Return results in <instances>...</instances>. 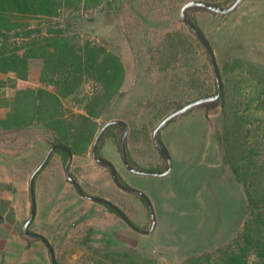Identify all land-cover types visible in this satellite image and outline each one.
<instances>
[{"label":"rangeland","instance_id":"rangeland-1","mask_svg":"<svg viewBox=\"0 0 264 264\" xmlns=\"http://www.w3.org/2000/svg\"><path fill=\"white\" fill-rule=\"evenodd\" d=\"M72 1L57 21L41 25L42 35L58 27L64 35L104 44L119 56L124 80L98 119V130L110 120L124 121L131 166L166 170L152 141L154 128L178 107L216 91L205 51L180 20L181 7L192 0H102L99 6L94 0ZM202 1L223 7L234 2ZM189 15L216 56L223 105L198 107L162 129L160 137L172 159V171L165 177L130 173L119 155V137L115 142L101 141V156L114 165L123 182L150 199L156 226L148 235L79 195L66 179L62 158L55 154L35 179L39 209L30 230L49 238L59 264H95L105 261L107 250L127 253V249L159 264H181L192 255L224 249L238 237L249 212L243 179L264 200V0H245L228 15L198 8ZM35 28L32 23L31 29ZM9 95L7 88H0V120L9 112ZM73 111L80 110L75 106ZM51 142V134L42 127L21 132L0 129V198L10 197L16 207H22L24 200L31 204L29 179ZM224 146L229 147L232 166L247 176L236 177ZM91 147L73 156L70 173L86 194L112 202L138 228L148 230L146 205L114 184L109 170L92 159ZM29 214L30 208L14 219L15 226L0 227V235L10 239L23 259L49 264L46 246L20 233Z\"/></svg>","mask_w":264,"mask_h":264},{"label":"trees","instance_id":"trees-1","mask_svg":"<svg viewBox=\"0 0 264 264\" xmlns=\"http://www.w3.org/2000/svg\"><path fill=\"white\" fill-rule=\"evenodd\" d=\"M94 1L95 5L103 4L102 0ZM72 3V0H0V75L5 77L0 78V88H7L10 92L9 112L0 120V129L21 132L31 127H42L52 136L51 146L63 145L75 156L85 154L88 146H92L99 131L97 121L118 95L125 69L119 56L104 44L83 40L77 34L64 35V30L58 27L49 28L47 35H42L41 25L57 21L62 9ZM189 17L198 26L195 19ZM32 23H36L35 29H31ZM185 44L183 42L184 47ZM200 48L204 50L202 46ZM213 86L216 89L215 81ZM223 101L224 94L220 100L203 106L215 107L223 105ZM66 103L72 106L66 107ZM75 106L80 110L77 113L73 111ZM117 129L122 134L121 126L112 125L101 141L110 138L115 142L118 137L120 139L121 134H114ZM100 147L101 142L98 145L99 154ZM224 147L226 160L236 172V177L247 176L245 173L240 175L232 166L229 147ZM54 154L62 158L64 165L67 154L59 149L51 158ZM118 180L128 186L119 173ZM243 180L249 212L238 237L224 249L192 255L181 264H264V206H259L264 200L259 199L246 179ZM0 218H3L0 224L15 226L10 203L2 198ZM20 233L25 236L22 230ZM103 257L105 261L99 259L95 264H159L143 258L133 249H127V253L107 250Z\"/></svg>","mask_w":264,"mask_h":264},{"label":"water","instance_id":"water-1","mask_svg":"<svg viewBox=\"0 0 264 264\" xmlns=\"http://www.w3.org/2000/svg\"><path fill=\"white\" fill-rule=\"evenodd\" d=\"M244 1L245 0H234V2L230 6L223 7V6H220V5H217L214 3H210L207 1L192 0V1H188L187 3H185L181 7L180 20L183 22V24L186 26V28L189 30V32L192 33L197 38V40L199 41V43L203 47V49L207 55L209 64L211 66L212 72H213V76L215 79L216 91L212 95L197 98V99L190 101V102L186 103L185 105L175 109L174 111L169 113L167 116H165L160 121V123L154 128L153 133H152V141H153V144H154L155 148L157 149V151L162 155V157L166 161V164H167L166 170L154 171V170H147V169H138V168H134L133 166H131V164L128 161L127 152H126V148H125L126 137L128 134V125L122 120H110V121L106 122L99 129V131H98V133L94 139V142H93L92 147H91L92 159L98 165L109 169L112 180H113L114 184L119 189L126 191L128 193H132L134 195H137L138 197H140L144 201V203L147 207L150 219H151V226L148 230H142V229L138 228L124 214V212L122 210H120L118 207H116L112 202H110V201H108L102 197L85 194L83 192V190L81 189L80 185L78 184V182L76 181V179L73 177V175L69 171V168H70V165L72 162V158H73L72 152L67 147L60 145V144L52 145L49 148L44 159L38 165V167L33 171V173L30 176V179H29V195H30V200H31V210H30V214H29L28 219L23 224L22 232L25 236L39 240L46 246V248L48 249V252H49L51 264H57L53 247L51 246L49 241L43 235L30 230V225H31L32 221L34 220L35 213H36L34 181H35V178L38 175V173L45 167L46 163L50 160L52 154L56 150L59 149V150L64 151L67 154V158H66V161L64 163V172L66 175V179L83 198L90 200V201H93V202H96V203H99V204H102V205L110 208L112 211H114V213L118 217H120L126 223V225L128 227L135 230L136 232L143 234V235H148V234L152 233L155 229V226H156V218H155V213H154L150 199L142 191L135 189V188H132V187H129V186H125V185L120 183V181L118 180V172H117L116 168L114 167V165L109 160H107V159H105L99 155L98 145L100 144L102 136L104 135L105 131L110 126H112V125L121 126L123 129V132H122L120 139L118 141V151H119V155H120V158H121V161H122L124 167L130 173L135 174V175H140V176L165 177V176L169 175L172 171V159H171V156H170L168 149L166 148V146L164 145V143L161 140L160 132L162 131V129L164 127H166L174 119L181 117V116L189 113L190 111H192L198 107H202L205 104L216 102V101L220 100L223 96V81H222V77H221L216 59H215L213 49H212L211 45L209 44V42L207 41L204 34L202 33V31L200 30V28L189 17L188 9L198 8V9H202V10L214 13V14L228 15V14L234 12Z\"/></svg>","mask_w":264,"mask_h":264},{"label":"crops","instance_id":"crops-1","mask_svg":"<svg viewBox=\"0 0 264 264\" xmlns=\"http://www.w3.org/2000/svg\"><path fill=\"white\" fill-rule=\"evenodd\" d=\"M54 156H55V154L53 155V157ZM29 197H30V195H29ZM2 199L9 201L10 206L12 208V211L14 213V219H20V217L22 215H25L26 211L29 208L31 210V204H29L28 201L24 200L22 207H16L12 203V199L10 197H4ZM38 207H39V205H38ZM38 209L39 208L36 209L35 217H37ZM51 214H52V212H49L48 214L46 213L45 218L49 219L51 217ZM35 217H34V219H35ZM0 219H3V218H0ZM7 226H10V225H8L6 223L0 224V227H2V228L3 227L6 228ZM44 237L51 244V241L49 240V238L47 236H44ZM37 241H39V240H37ZM51 246H52V244H51ZM47 251H48V249H47ZM18 252L19 251H17V252L15 251V249L13 247V243L10 242L9 238H6L5 236L0 235V264H15L17 258L20 259V260L18 262H16V264H39V261L37 259H35V260L33 258H31V259H23V257L20 255V252L19 253ZM47 257L50 259L49 252H47ZM55 259H56V257H55ZM56 262H58V261L56 260ZM49 264H51V261H49Z\"/></svg>","mask_w":264,"mask_h":264},{"label":"flooded vegetation","instance_id":"flooded-vegetation-1","mask_svg":"<svg viewBox=\"0 0 264 264\" xmlns=\"http://www.w3.org/2000/svg\"><path fill=\"white\" fill-rule=\"evenodd\" d=\"M190 11V10H189ZM189 13V12H188ZM101 156V154H99ZM104 158V157H103ZM64 167V166H63ZM108 169V168H107ZM109 170V169H108ZM110 172V171H109ZM81 187V186H80ZM75 189V188H74ZM82 189V187H81ZM76 190V189H75ZM83 190V189H82ZM77 192V191H76ZM84 192V191H83ZM78 193V192H77ZM85 193V192H84ZM79 194V193H78ZM86 194V193H85ZM80 195V194H79ZM88 195V194H87ZM125 214V213H124Z\"/></svg>","mask_w":264,"mask_h":264}]
</instances>
